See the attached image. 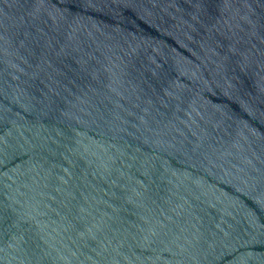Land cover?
Returning <instances> with one entry per match:
<instances>
[{
  "label": "water",
  "instance_id": "water-1",
  "mask_svg": "<svg viewBox=\"0 0 264 264\" xmlns=\"http://www.w3.org/2000/svg\"><path fill=\"white\" fill-rule=\"evenodd\" d=\"M0 264H264V0H0Z\"/></svg>",
  "mask_w": 264,
  "mask_h": 264
}]
</instances>
